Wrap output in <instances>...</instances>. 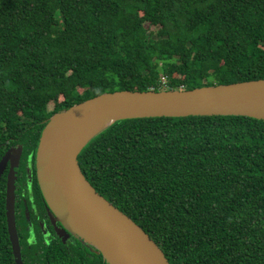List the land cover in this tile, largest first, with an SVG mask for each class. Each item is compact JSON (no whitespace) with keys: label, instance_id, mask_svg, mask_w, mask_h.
I'll return each instance as SVG.
<instances>
[{"label":"trees","instance_id":"1","mask_svg":"<svg viewBox=\"0 0 264 264\" xmlns=\"http://www.w3.org/2000/svg\"><path fill=\"white\" fill-rule=\"evenodd\" d=\"M263 78L264 0H0V160L16 145L35 156L52 116L104 93ZM78 164L169 264H264L263 121H116ZM21 246L24 264H106L78 244ZM0 264H15L5 174Z\"/></svg>","mask_w":264,"mask_h":264},{"label":"water","instance_id":"2","mask_svg":"<svg viewBox=\"0 0 264 264\" xmlns=\"http://www.w3.org/2000/svg\"><path fill=\"white\" fill-rule=\"evenodd\" d=\"M243 116L264 122V78L191 90L116 91L104 93L52 116L43 128L35 154L40 191L64 231L90 244L106 264H169L159 246L86 180L78 156L101 131L121 120ZM21 149H9L5 216L15 264H23L15 223L14 167Z\"/></svg>","mask_w":264,"mask_h":264},{"label":"flooded vegetation","instance_id":"3","mask_svg":"<svg viewBox=\"0 0 264 264\" xmlns=\"http://www.w3.org/2000/svg\"><path fill=\"white\" fill-rule=\"evenodd\" d=\"M21 149L18 164L14 167V186H15V223L19 237L22 261L24 264L23 247L24 243L33 248V256L40 255L43 245L50 247L59 242L69 249V246L80 245L87 248L89 252L98 255L94 247L84 242V240L73 236L64 231L63 236L58 234V230H63V226L48 208L46 201L40 191L36 167L35 156L31 154L28 158L23 155V148L20 145L12 146L10 149ZM9 150V149H8ZM7 150V151H8ZM36 154V153H35ZM11 167L7 164L2 176L5 174V193L6 180ZM35 245H37V248ZM40 245V247L38 246ZM30 264H41L32 262Z\"/></svg>","mask_w":264,"mask_h":264},{"label":"rangeland","instance_id":"4","mask_svg":"<svg viewBox=\"0 0 264 264\" xmlns=\"http://www.w3.org/2000/svg\"><path fill=\"white\" fill-rule=\"evenodd\" d=\"M145 26L148 28V30H152V29H153L152 27H149V26H147V25H145ZM51 107H52V105L50 106V108H51ZM18 112L21 113V109H20V108L18 109Z\"/></svg>","mask_w":264,"mask_h":264},{"label":"built area","instance_id":"5","mask_svg":"<svg viewBox=\"0 0 264 264\" xmlns=\"http://www.w3.org/2000/svg\"><path fill=\"white\" fill-rule=\"evenodd\" d=\"M163 82H164V79H163Z\"/></svg>","mask_w":264,"mask_h":264}]
</instances>
